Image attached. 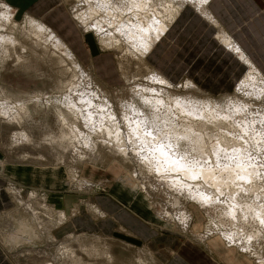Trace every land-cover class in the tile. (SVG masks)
<instances>
[{"label": "rangeland", "instance_id": "1", "mask_svg": "<svg viewBox=\"0 0 264 264\" xmlns=\"http://www.w3.org/2000/svg\"><path fill=\"white\" fill-rule=\"evenodd\" d=\"M62 2L79 33L80 54L89 51V43L96 45L97 52L104 53L98 56V65L107 68V74L96 71L91 53L89 66L87 60L81 62L69 43L42 18L21 11L14 2L0 0V108H9L7 113L0 110V170L26 182L22 188L10 185L13 194H20H12L10 209L0 206V244L14 264H43L48 258L67 262L72 253L85 264H264V228L242 215L243 206L254 198L258 197L259 207L264 205V76L250 67L239 79L244 82L241 88L235 85L229 93L206 94L193 80L174 83L159 70L171 84L164 85L153 80L159 74L147 56H141L116 28L122 18L137 13L119 16L120 11L102 8V0ZM152 2L151 9L156 10L151 12L165 21L171 20L169 6L180 7L179 12L184 7L177 0ZM138 15L143 19L144 14ZM38 23L48 29L39 30ZM93 23L101 24L100 32ZM57 38L63 43L60 47ZM109 39V45L102 42ZM84 89L93 93L95 102L90 108L82 101ZM151 94L163 102L156 109L158 132L166 135L173 126L177 131L190 130L203 140V152L186 143V135L177 142L178 152L186 158L183 164L190 163L188 174L177 168L161 173L150 166L139 147L124 142L121 149L118 144L117 130L127 137L126 119L132 117L134 107L146 106L143 114L148 116L156 112L152 104L142 102L143 95ZM178 100L197 104L201 114L184 112ZM243 105L245 110L237 112ZM92 109L97 113L93 119L88 116ZM100 114L114 115L99 118ZM167 119L168 128L163 125ZM239 152L244 153L240 162H249L245 157L255 160L256 179L241 176L219 189L191 175L206 165L205 169L211 168L217 175L235 156L231 154ZM177 179L204 190L208 200L201 202L174 185L172 181ZM108 181L134 194L118 195L128 205L111 194H100L107 189L114 192L116 186L111 188ZM228 196L237 199V205ZM102 201L113 205L124 219L108 211L102 216ZM130 203L139 208L133 207L136 215ZM231 208L236 211L233 217L228 214ZM227 231H234L237 237L225 236ZM8 234L12 243L6 239ZM14 235L20 237L19 243Z\"/></svg>", "mask_w": 264, "mask_h": 264}, {"label": "crops", "instance_id": "2", "mask_svg": "<svg viewBox=\"0 0 264 264\" xmlns=\"http://www.w3.org/2000/svg\"><path fill=\"white\" fill-rule=\"evenodd\" d=\"M7 2L11 5L14 2L21 11L42 18L69 43L74 52L79 55L76 54L81 62L85 64L87 60V66H89L91 62L89 53H91L95 59L96 71L106 74L109 72L107 68L98 65V56L104 53L97 52L96 45L93 47L92 43H89V51H85L84 56L80 54L83 48L78 38L79 33L65 11V2L61 3V0H7ZM206 9L210 16L192 5L184 6L173 20L169 32L164 35L166 38L163 36L147 57L149 65L163 72L174 83L193 80L200 91L206 94L233 91L236 83L251 65H254L264 76V0H208ZM222 37H229L232 44H237L238 48L227 44ZM119 82H121L120 77ZM104 183L107 182L102 181L101 184ZM110 183L111 188L116 186L114 192L107 189L100 191V194H111L122 201L124 198L118 195H134L126 192L119 183ZM12 184L22 188L21 186H25L26 182L0 170V206L7 205L6 209H10L14 204L13 192L10 191ZM21 193L24 194V192ZM13 195L20 197V194ZM11 198L12 204L9 203ZM104 202L105 204L102 201L103 204L100 205L102 216H105L108 211L111 216L124 219L113 205L107 201ZM124 202L127 201L124 200ZM129 205H132L129 207L134 214L139 211L136 205L131 203ZM3 213L8 214L6 211ZM11 219V216L7 218L9 225H11ZM11 236L6 235L9 243H12ZM14 263L10 253H7L4 246L0 244V264Z\"/></svg>", "mask_w": 264, "mask_h": 264}, {"label": "bare ground", "instance_id": "3", "mask_svg": "<svg viewBox=\"0 0 264 264\" xmlns=\"http://www.w3.org/2000/svg\"><path fill=\"white\" fill-rule=\"evenodd\" d=\"M89 2V0H86ZM171 1V0H170ZM180 1L183 6L186 5H193L194 8H197L199 10H201L202 8L203 13L207 16H210L209 13L207 12L206 9V3L208 2V0H177ZM120 3H122L119 6V3L113 0H102V3L100 5L102 8H106L110 11H120L119 16H122L125 14V12H129L132 11V13H137L136 15H133V17H130L126 20H124V18H122V20L120 21V23L118 24V26L116 28H119V32L121 30L120 33H123L127 38L128 41L130 40L131 42H129L131 44L132 47H134L135 49H137V51L141 52V56L145 55V56H149L150 53L152 52L154 46L157 44V42L164 36L167 34V32H169L168 30L170 29V26L173 22V20L177 17L176 14H179V9L175 8L174 5L173 6H169V8L167 9L170 16V21H165V19H160L159 17L157 18V13L155 14L154 11L151 9V7L153 6V2L152 0H121ZM91 4V3H90ZM170 5V4H169ZM88 3H87V7H88ZM176 6V5H175ZM155 7V6H154ZM79 8V7H78ZM82 8V7H81ZM91 8V7H90ZM94 8V6H93ZM99 8V7H96ZM167 8V7H166ZM201 8V9H200ZM100 9V8H99ZM160 9V8H159ZM158 9V10H159ZM90 10V9H88ZM96 10V9H95ZM107 10V12H108ZM86 11V10H85ZM162 11V10H161ZM166 11V10H165ZM83 12V10H82ZM87 12V11H86ZM99 12V11H98ZM158 12V11H155ZM88 13V12H87ZM109 13V12H108ZM111 13V12H110ZM155 15H154V14ZM160 13V11H159ZM93 14H95L93 12ZM93 14H91L90 16H93ZM131 14V12H130ZM129 14V16H130ZM138 14H144L143 15V19L139 18ZM74 15V14H73ZM84 15V14H82ZM89 15V14H88ZM115 15V13L113 14ZM163 15V14H162ZM87 16V15H86ZM95 16V15H94ZM117 16V15H116ZM160 16V15H159ZM114 17V16H113ZM126 17V16H125ZM163 17V16H162ZM91 18V17H90ZM96 18V17H95ZM108 18V17H107ZM83 19V18H82ZM106 19V18H105ZM109 19V18H108ZM120 19V18H119ZM101 20V19H100ZM119 21V20H118ZM80 22V21H79ZM86 22V21H85ZM116 24V22H114ZM94 24V27L100 32L101 29L99 28L100 25L98 26ZM82 25V24H81ZM109 25V24H108ZM80 26V25H79ZM92 26V25H91ZM115 26V25H114ZM45 28H47V26L43 23H38V29L39 30H44ZM114 28V27H113ZM48 29V28H47ZM107 30V29H106ZM118 32V29H116ZM97 31V32H98ZM98 32V33H99ZM103 32V31H102ZM109 33V32H107ZM102 34V33H101ZM100 34V35H101ZM107 35V34H105ZM109 35V34H108ZM121 35V34H120ZM102 36V35H101ZM104 37V34H103ZM109 37V36H108ZM165 37V36H164ZM51 38H55V35H52ZM123 38V37H122ZM126 38V41H127ZM166 38V37H165ZM112 39H114L112 37ZM57 40V46L60 47V45H63V43L61 42V40H59L58 38ZM105 42L102 41L104 44ZM223 40L227 43V44H232L231 40L229 37H224ZM111 43V42H110ZM108 44V42L106 43ZM116 44V43H114ZM121 44V43H120ZM127 44V43H126ZM109 45V44H108ZM233 45V44H232ZM237 45V44H236ZM235 44L233 46H236ZM111 46V45H110ZM236 48H238L236 46ZM67 49V48H65ZM134 49V50H135ZM69 52V51H68ZM244 53V52H243ZM250 60V59H249ZM78 64V63H77ZM251 68L254 69V71L256 73H258L260 76H263V74H261L258 69L254 66L251 65ZM159 70L157 69V74H159L158 76H154L153 80L155 79V81H160L163 82L164 85H167L168 83L170 84V82H168V79L165 77L164 74H161L160 72H158ZM166 78V82H164L163 78ZM242 80V79H241ZM167 83V84H166ZM155 84V83H154ZM244 82H237L236 86L237 88H241L243 86ZM171 85V84H170ZM163 86V85H162ZM147 87V85H146ZM153 87V86H152ZM163 89V88H162ZM263 89V88H261ZM150 90H154V88H150ZM153 91V92H154ZM84 94L81 96L83 99L82 101H86L88 107H92L94 105L93 101V93L89 91V89H84L83 90ZM162 92V91H161ZM255 92V91H254ZM97 94V93H96ZM149 94V93H148ZM86 95L87 98H84L83 96ZM90 97V98H89ZM160 98V97H159ZM159 98H155L152 96H144L142 97V102L144 103V105H149L152 104L154 108L153 115L152 116H148L143 114L144 110L143 108L145 107H141L137 106L134 107L132 110V117L126 119V123L128 124V131L126 132V136L127 137H122L125 135H120V131L121 130H117V137L119 139L118 144L121 146V149L124 146V142L130 144L132 147L135 146V149H137L139 147V150L142 154V156L145 157V159L149 162L151 167H155L158 168V170L162 173V172H166L168 173V171L173 170V169H178L187 173V166L190 165V163L188 165L183 164V162L185 161L184 157L182 155H180V153L178 152L177 149V142H180V136L186 135V137L184 138V140H186L188 144H193V146H196V149H199L200 151L203 152L204 150V143L203 140H201V137L197 134H195L194 132L190 131V130H183V131H177V129H172L173 126H171V129L168 131V133L165 135L162 133V131H157V125L159 124V115L156 109H160V106L163 104L162 100ZM163 99V98H162ZM81 101V99H80ZM141 102V103H142ZM83 103V102H82ZM176 103V102H175ZM92 105V106H91ZM177 105L186 113L188 114H193L194 116L200 115L201 114V109L198 107L197 104H193L192 102L189 101H185V100H178L177 101ZM76 106V105H75ZM71 107V106H70ZM102 107V106H100ZM8 108V107H7ZM7 108L6 107H2L0 108V110H2L4 113H7ZM11 108V107H10ZM78 108V107H77ZM88 108V110H89ZM94 108V107H93ZM9 109V108H8ZM81 109V108H80ZM149 109V108H148ZM91 110V109H90ZM95 109H92L91 112L88 116L91 117V119H93L95 117L94 113ZM244 105L243 106H239L237 107V112H242L244 111ZM10 111V110H9ZM82 111V110H81ZM105 111V110H104ZM148 111H152V110H148ZM87 112V111H86ZM262 112V111H261ZM146 113V112H145ZM149 114V113H146ZM114 114H109V116H107L108 118L112 117ZM150 115V114H149ZM99 118H107L104 115H99ZM236 117V116H235ZM165 118V117H164ZM161 119V118H160ZM97 120V119H95ZM200 120V119H199ZM249 120V119H248ZM158 121V122H157ZM161 121V120H160ZM197 122V121H196ZM163 125L165 127H169V122L168 119L167 120H163ZM122 124V123H121ZM250 124V123H249ZM160 128V127H159ZM249 128V126H248ZM108 131H112V129L107 128ZM160 130V129H159ZM164 131V130H163ZM187 131V132H186ZM248 131V130H247ZM259 131V130H257ZM188 133V134H187ZM260 133V132H259ZM251 134V133H250ZM256 134V133H255ZM73 136L75 134H72ZM72 136V138H73ZM256 136V135H255ZM257 137V136H256ZM71 138V139H72ZM125 139V141L122 142V140L120 139ZM250 138V137H249ZM263 139V138H262ZM206 141V140H205ZM89 144V142H87ZM237 143V142H236ZM257 148V147H256ZM262 148V147H261ZM195 151V150H194ZM228 151V150H227ZM233 151H237V150H233ZM243 151V150H241ZM254 153V152H253ZM227 154V153H226ZM244 153L243 152H239V153H233L232 155H235L234 157H230V161L229 164L227 165V167L225 168V170L223 168H220V173H218L216 175V173L210 168V169H205L208 166L206 165V167L203 169V167H201L197 172H195V174H191L193 177H197L200 176L203 179H206L207 182L216 185L219 187V189L224 188V184H228V182H230L231 180H233L234 178L237 179L241 176H255L258 172V165L255 164V160H251L249 157H245V160H249L246 162L242 161L240 162L239 160L243 157ZM252 154V153H250ZM221 155V153L219 154ZM192 156V154H191ZM254 156V154H253ZM136 157V156H135ZM225 157V156H224ZM252 157V156H251ZM255 158V157H254ZM222 159V158H221ZM143 160V159H142ZM261 160V159H260ZM263 160V159H262ZM189 161V160H188ZM254 161V162H253ZM220 162V161H219ZM263 162V161H262ZM186 163V162H185ZM199 164V162H197ZM148 164V163H147ZM193 164V163H192ZM196 164V163H195ZM201 164V163H200ZM203 164H201L202 166ZM257 165V166H256ZM200 165H198L199 167ZM189 167V166H188ZM211 167V166H210ZM191 168V166H190ZM193 170V169H192ZM223 171L226 172L225 174L228 176L227 179L226 177L223 176ZM263 171V170H262ZM188 174V173H187ZM259 174V173H258ZM175 175V174H174ZM177 175V174H176ZM163 176V175H162ZM166 176V174H165ZM173 176V175H172ZM253 176V177H254ZM260 176V175H259ZM176 177V176H175ZM178 177V176H177ZM187 177V176H186ZM254 179H256L254 177ZM184 180V179H183ZM188 181V180H187ZM174 183V185H176L177 187H183L185 190L193 193L194 196H196V199H198L199 201H207L208 200V196L205 194L204 190H202L201 188H199L198 186H196L195 184L192 183H186V184H182L179 182V180H173L172 181ZM185 182V181H184ZM192 182V181H191ZM251 182V181H250ZM227 189V188H225ZM233 189V188H232ZM235 189V188H234ZM223 190V189H222ZM224 192V191H223ZM232 192V191H231ZM231 195V194H230ZM233 196V194H232ZM215 197V196H213ZM229 197V196H228ZM227 197V198H228ZM239 197V196H238ZM231 198V200H230ZM233 204L237 203V199H235L234 197H229L228 198ZM227 199V201H228ZM212 201V199H211ZM227 201H225V203L227 204ZM46 202V201H45ZM40 203V202H39ZM205 203V202H203ZM229 204V203H228ZM258 197L254 198L251 204H245L243 206V213L244 216L247 217H251L254 221H256V223L263 229L264 228V205L262 206H258ZM237 205V204H236ZM234 207V205H233ZM237 207V206H236ZM238 211V212H239ZM237 212V213H238ZM235 208H231L230 211L228 212V214H230V216L233 217V214H235ZM232 214V215H231ZM240 214V213H239ZM63 215V214H62ZM241 215V214H240ZM239 216V215H238ZM64 217V216H63ZM231 218V217H230ZM240 218V216H239ZM237 217V220L239 219ZM235 219V218H234ZM58 221V220H57ZM245 221V220H244ZM216 225V224H215ZM237 225V224H236ZM240 225V224H239ZM229 227V225L227 226ZM29 229L28 227H26V231H30L27 230ZM226 229V228H225ZM228 229V228H227ZM224 232V231H223ZM225 236H230L235 238L237 237L236 234L234 233V231H227L225 232ZM16 236L15 238L18 240L17 243H19L21 241L20 237H18V235H14ZM232 239V238H231ZM68 247V246H67ZM69 251H75L74 248L68 247ZM67 249V250H68ZM71 253V252H70ZM71 255V254H70ZM75 253H72V258L70 260H68L67 262H63V261H59L56 259H52V258H48L45 259V261H43V264H85V262L81 259V258H77L76 256H74Z\"/></svg>", "mask_w": 264, "mask_h": 264}]
</instances>
